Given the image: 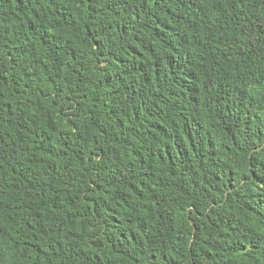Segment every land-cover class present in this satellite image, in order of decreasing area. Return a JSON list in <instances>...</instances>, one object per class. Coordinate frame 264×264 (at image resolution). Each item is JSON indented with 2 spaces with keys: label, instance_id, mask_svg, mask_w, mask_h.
Segmentation results:
<instances>
[{
  "label": "trees",
  "instance_id": "trees-1",
  "mask_svg": "<svg viewBox=\"0 0 264 264\" xmlns=\"http://www.w3.org/2000/svg\"><path fill=\"white\" fill-rule=\"evenodd\" d=\"M0 264H264V0H0Z\"/></svg>",
  "mask_w": 264,
  "mask_h": 264
}]
</instances>
